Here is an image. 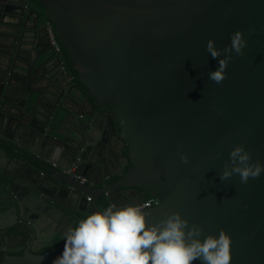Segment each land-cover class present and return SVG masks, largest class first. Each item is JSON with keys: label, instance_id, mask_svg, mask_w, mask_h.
Segmentation results:
<instances>
[{"label": "water", "instance_id": "95a60500", "mask_svg": "<svg viewBox=\"0 0 264 264\" xmlns=\"http://www.w3.org/2000/svg\"><path fill=\"white\" fill-rule=\"evenodd\" d=\"M39 1L78 82L38 50L30 2L0 0V249L27 242L0 264H52L81 213L141 204L137 187L157 199L150 220L179 210L231 235L230 264H264V172L220 176L239 143L264 162V0ZM237 29L247 44L216 82L207 42L223 50ZM117 141L130 165L103 171Z\"/></svg>", "mask_w": 264, "mask_h": 264}, {"label": "clouds", "instance_id": "9594fccd", "mask_svg": "<svg viewBox=\"0 0 264 264\" xmlns=\"http://www.w3.org/2000/svg\"><path fill=\"white\" fill-rule=\"evenodd\" d=\"M247 44L243 31L231 34L230 45L223 50L209 38L207 50L220 57L218 67L209 78L221 82L226 75L232 53L242 54ZM224 55H221V53ZM63 146H56L52 158L59 159ZM225 161L221 179L239 173L243 182L264 172V162L253 160L243 143L233 146ZM187 163L188 153H181ZM63 251L52 264H230L231 235L221 230L203 234V226L191 222L179 210L171 211L159 220H150L144 206L138 203H112L82 217L64 233Z\"/></svg>", "mask_w": 264, "mask_h": 264}, {"label": "flooded vegetation", "instance_id": "af4514ba", "mask_svg": "<svg viewBox=\"0 0 264 264\" xmlns=\"http://www.w3.org/2000/svg\"><path fill=\"white\" fill-rule=\"evenodd\" d=\"M28 2H30V5L28 8H26V10L30 9L31 10V18L34 20L33 23L36 24V29L39 31V36H40V40H41V46L39 47V51L40 50H45L47 51L48 55L53 57V65L56 66L57 69V75L58 77H63L64 75H66L68 78H70V82H75L77 83L78 81L74 80L73 77H71L69 75V71L65 65V60L63 58L62 52H61V45L59 43V48L57 49L53 43L52 40L50 38V29H52L54 31V24L53 22L46 17L45 15V10H44V16L41 13V3L39 0H27ZM55 33V32H54ZM55 38H56V34H55ZM57 40V38H56ZM60 62V63H59ZM73 67V66H72ZM127 144L123 141H117V142H112V143H108L105 146V158H106V162L105 165L103 164L102 166V170L103 171H109V172H119L120 168L118 167V164H122V169L123 171H126V169L128 168V166L130 165V162L128 161L127 157H126V150ZM70 170H75V166H72L70 168ZM120 176L117 175V177L112 176L110 177L107 181L106 184L108 182H112L114 181L116 178H119ZM85 180V179H82ZM137 189L140 192V198L141 199H146L148 197V193H145L141 188L137 187ZM125 199L120 195L117 196V201L121 202L122 204H126V202L124 201ZM81 208L82 209H88L89 207H87V205L83 202L81 204ZM95 210V209H92ZM87 214H80L81 217L86 216ZM78 222L76 221L75 225ZM74 225V226H75ZM61 239L58 235L55 236L54 238V242L53 243H48L47 245L41 246L40 244H36L33 247V252L34 253H42L48 249H50L49 247L55 243V241L57 239ZM11 242L10 245H8L9 247L2 250L0 249V261L2 260V258L7 255V254H14V255H20L22 254L24 248L26 247L25 245H27V242L25 241H9ZM3 245L1 239H0V247ZM9 249V251H7Z\"/></svg>", "mask_w": 264, "mask_h": 264}, {"label": "trees", "instance_id": "16d2710c", "mask_svg": "<svg viewBox=\"0 0 264 264\" xmlns=\"http://www.w3.org/2000/svg\"><path fill=\"white\" fill-rule=\"evenodd\" d=\"M41 13H42V15L44 16V8H43L42 5H41ZM56 38H57L58 43H60V45H61V52H62L63 58H64V60H65V65H66V67H67V69H68V71H69V75H70L71 77H73L74 80L77 81V72H76V70L72 67L71 59H70L69 55L67 54L66 50L64 49V47L62 46L61 42L59 41L57 35H56ZM148 196H151V193H148ZM60 241H61V239L58 238V239L55 241V243L52 244L49 248L55 246V245L58 244Z\"/></svg>", "mask_w": 264, "mask_h": 264}, {"label": "built area", "instance_id": "2783aa9c", "mask_svg": "<svg viewBox=\"0 0 264 264\" xmlns=\"http://www.w3.org/2000/svg\"><path fill=\"white\" fill-rule=\"evenodd\" d=\"M50 38L52 40L53 45L58 49L59 48V43L55 38V33L52 29H50ZM157 203V199L155 196L151 195L148 196L146 199L143 200V202L140 204L144 207H149Z\"/></svg>", "mask_w": 264, "mask_h": 264}, {"label": "crops", "instance_id": "0c3cea01", "mask_svg": "<svg viewBox=\"0 0 264 264\" xmlns=\"http://www.w3.org/2000/svg\"><path fill=\"white\" fill-rule=\"evenodd\" d=\"M4 164H5V160L1 159V160H0V166L3 167Z\"/></svg>", "mask_w": 264, "mask_h": 264}]
</instances>
